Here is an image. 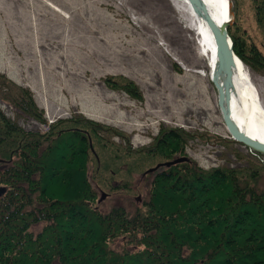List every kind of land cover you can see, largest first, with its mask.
<instances>
[{
  "label": "rangeland",
  "instance_id": "374dc122",
  "mask_svg": "<svg viewBox=\"0 0 264 264\" xmlns=\"http://www.w3.org/2000/svg\"><path fill=\"white\" fill-rule=\"evenodd\" d=\"M260 1L231 0L230 26L264 58ZM185 16L172 0H0V73L31 91L41 118L3 100L0 90L2 112L33 133L78 117L119 132L102 131L103 139L89 141L85 168L101 211L139 206L156 172L169 166L148 170L180 158L204 169L256 170L257 188L264 189V156L231 137L210 78L194 71L202 63ZM247 59L251 64L242 62L264 105V66ZM108 78L131 81L140 98L116 84L110 88ZM169 129L182 130V151L167 161L147 153ZM134 244L121 238L111 243L118 252H133Z\"/></svg>",
  "mask_w": 264,
  "mask_h": 264
},
{
  "label": "trees",
  "instance_id": "16d2710c",
  "mask_svg": "<svg viewBox=\"0 0 264 264\" xmlns=\"http://www.w3.org/2000/svg\"><path fill=\"white\" fill-rule=\"evenodd\" d=\"M256 8L264 29V0ZM227 31L241 61L264 66L254 44L232 26ZM112 80H105L110 88ZM115 87L141 96L131 81ZM0 90L3 100L41 118L28 88L0 73ZM102 131L119 135L84 117L33 133L0 109V264H264L259 172L183 161L156 172L139 206L101 211L85 167L89 141L103 139ZM183 140L181 129L163 130L147 153L171 160ZM116 238L137 250L118 252Z\"/></svg>",
  "mask_w": 264,
  "mask_h": 264
},
{
  "label": "bare ground",
  "instance_id": "6f19581e",
  "mask_svg": "<svg viewBox=\"0 0 264 264\" xmlns=\"http://www.w3.org/2000/svg\"><path fill=\"white\" fill-rule=\"evenodd\" d=\"M202 1L216 23H222L230 19L231 0ZM172 2L177 8H182L185 11L186 16L184 19L187 27L193 31L197 59L202 63V66L194 69V71L202 77L208 76L211 80L215 64V43L210 31L205 22L192 12L187 0H172ZM46 3L64 15V12L58 6L50 1H46ZM235 64L233 89L229 98L231 117L242 133L264 142V105L259 90L252 80L249 69L239 57L236 58Z\"/></svg>",
  "mask_w": 264,
  "mask_h": 264
},
{
  "label": "water",
  "instance_id": "95a60500",
  "mask_svg": "<svg viewBox=\"0 0 264 264\" xmlns=\"http://www.w3.org/2000/svg\"><path fill=\"white\" fill-rule=\"evenodd\" d=\"M187 2L192 12L205 22L215 43V64L211 75V82L217 92V105L221 111L226 129L235 141L264 156V142L255 140L242 133L233 122L229 108V98L233 89V77L236 67L235 60L237 58L227 31L233 19L231 4L229 8L230 19L222 23H216L202 0H187ZM183 160L184 158L167 161L166 163L158 164L148 171H152L158 166H170ZM4 191L5 188L0 186V195Z\"/></svg>",
  "mask_w": 264,
  "mask_h": 264
}]
</instances>
